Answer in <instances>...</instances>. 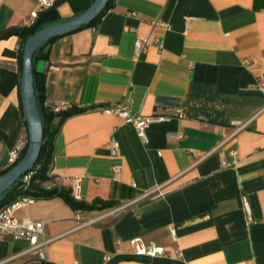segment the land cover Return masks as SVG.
Returning <instances> with one entry per match:
<instances>
[{
	"label": "crops",
	"instance_id": "0c3cea01",
	"mask_svg": "<svg viewBox=\"0 0 264 264\" xmlns=\"http://www.w3.org/2000/svg\"><path fill=\"white\" fill-rule=\"evenodd\" d=\"M54 1L59 22L92 2ZM35 11L37 0H0V35ZM136 39L147 40L138 55ZM18 46L17 35L0 38V71H17L11 53ZM44 51L46 99L87 109L65 120L54 138L53 183L71 189V178L81 177L80 201L130 205L78 227L62 197L37 198L13 215L45 222L44 258L5 233L0 264H264V91L257 87L264 0H112L99 22ZM119 103L130 115L168 119L152 123L144 142L118 114L102 111ZM110 139L119 142L117 156ZM27 141L14 86L0 92V172L9 152ZM157 187L163 196L145 197ZM107 211L80 212L95 219ZM133 238L166 255L136 254Z\"/></svg>",
	"mask_w": 264,
	"mask_h": 264
},
{
	"label": "built area",
	"instance_id": "2783aa9c",
	"mask_svg": "<svg viewBox=\"0 0 264 264\" xmlns=\"http://www.w3.org/2000/svg\"><path fill=\"white\" fill-rule=\"evenodd\" d=\"M54 0H37L38 11L41 9L49 8L53 5ZM38 11L31 13V15L25 19L23 22L24 27H30L34 24ZM166 27H169L167 24ZM156 44L159 48H162V42L160 40H156ZM147 46L146 39H136L135 41V52L138 55L145 49ZM258 89L264 91V76L261 77L258 85ZM45 105L51 106L55 112L65 110L66 107H58L53 106L46 99ZM102 111L106 113H116L118 114L125 123H128L133 126L137 136L143 140L147 141L146 131L147 128L155 122L165 121L168 117L157 116V115H130L128 111V106L125 103H119L113 107H103ZM176 117L181 118L184 116V112L181 109H177L175 111ZM240 124V123H239ZM244 125L241 124L240 127ZM24 143L20 142L14 149L9 152L8 155V163L9 166L15 164L19 161L21 151L24 148ZM119 150V142L115 139H110V153L112 156H117ZM114 177L117 178L120 173V167L118 165H114L112 167ZM32 177V172H28L25 175L19 178L17 190L19 191V195L16 199L2 208H0V235L5 233H11L15 236V238L25 239L29 244V248L27 252L36 253L40 258H44L45 249L49 243V240L44 238V227L45 222L42 220H33L29 218L17 219L13 215V211L25 207L27 205L33 204L36 201V197L28 193L30 187V181ZM81 177H72L71 178V195L74 199L79 200V190ZM16 182V183H17ZM164 195V192L161 187H157L153 191L147 193L145 197H150L151 199H156ZM130 203L122 206V207H112L108 208V211L102 214L97 218H88L84 219L82 217V213L80 211H76L75 221L78 223V227L91 225L96 221L108 216V215H116L121 211H124L126 207H128ZM173 233V230H172ZM131 245L133 246L134 252L139 255H148V256H165V249L161 246L156 245L153 242L145 243L140 238H133L130 240Z\"/></svg>",
	"mask_w": 264,
	"mask_h": 264
},
{
	"label": "trees",
	"instance_id": "16d2710c",
	"mask_svg": "<svg viewBox=\"0 0 264 264\" xmlns=\"http://www.w3.org/2000/svg\"><path fill=\"white\" fill-rule=\"evenodd\" d=\"M72 3L79 4L80 2L79 0H72ZM111 4H112V0L108 2L106 8L98 15V17L90 25L99 22L101 17L110 8ZM57 5L58 3L54 1L51 7L39 10L35 22L32 26L30 27L22 26L21 28L18 29H11L5 32L4 34L0 35V38H6L11 35H17L19 38L18 49L16 50V52L11 53L13 56L16 57L17 67H18L17 71H8V70L0 71V92L2 94H6L14 86L19 87L21 69H22L23 45L26 39L40 28L59 22L60 16L57 9ZM89 5L90 3L86 4V7L82 6V8H84L83 10H85ZM56 38L58 37H55L50 41L46 42L45 44H43L41 51L38 53L37 59L34 61L33 64L34 66H35V62L39 59L44 60L46 65L49 57H48V52L44 51V48L48 43L54 41ZM33 77H34V84L39 91V104L42 107V118L44 119V127H43V142L41 145L38 160L34 165L33 169L31 170L32 177H31L28 193L35 196L36 198H44V199L51 198L54 196H60L68 204H70L75 211H81V210L91 211L95 209L103 210L114 207L115 205L105 204L101 201H95L94 203L87 204L80 200H76L71 195V189H63L53 183L51 168H52L53 154H54V138L65 120L78 113L84 112L87 109L79 108L77 106H72L65 110L55 112L51 106H47L44 104L46 101V96L44 92V78H45L44 72L41 74H37L34 68ZM26 147H27V143L24 146L23 150L21 151L20 159L23 157ZM13 165L9 166L4 171H1L0 175L3 174L5 171H7L9 168H11ZM47 184H52V185H47ZM17 185L18 182L14 184L12 189L8 192L7 197L0 203V208L14 201L16 197L19 195V191L17 190Z\"/></svg>",
	"mask_w": 264,
	"mask_h": 264
},
{
	"label": "water",
	"instance_id": "95a60500",
	"mask_svg": "<svg viewBox=\"0 0 264 264\" xmlns=\"http://www.w3.org/2000/svg\"><path fill=\"white\" fill-rule=\"evenodd\" d=\"M110 0H93L90 5L76 16L57 23L44 26L30 35L22 52V69L19 83L21 106L26 122L28 141L23 157L11 168L0 175V203L7 197L19 178L30 172L36 164L43 142L44 119L39 104V91L34 84L33 69L41 74L45 61L37 59L43 44L55 37L73 33L89 26L106 8Z\"/></svg>",
	"mask_w": 264,
	"mask_h": 264
}]
</instances>
